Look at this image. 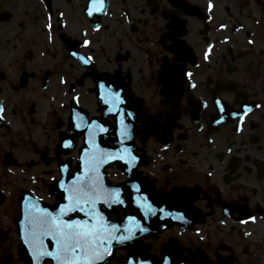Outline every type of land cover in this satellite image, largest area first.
Listing matches in <instances>:
<instances>
[{
  "label": "flooded vegetation",
  "instance_id": "1",
  "mask_svg": "<svg viewBox=\"0 0 264 264\" xmlns=\"http://www.w3.org/2000/svg\"><path fill=\"white\" fill-rule=\"evenodd\" d=\"M0 106V264L94 150L108 264H264V0H0Z\"/></svg>",
  "mask_w": 264,
  "mask_h": 264
},
{
  "label": "snow or ice",
  "instance_id": "2",
  "mask_svg": "<svg viewBox=\"0 0 264 264\" xmlns=\"http://www.w3.org/2000/svg\"><path fill=\"white\" fill-rule=\"evenodd\" d=\"M115 99L118 100L119 97L116 96ZM0 111H3L2 106ZM122 135H128L127 127L122 131ZM103 156V152L96 150L89 155L85 175L77 177L76 183L69 189L68 204L62 205L58 213L53 214L35 205L28 210V226L24 240L32 249L35 264H41L45 257H52L56 264H97L104 259L110 242V228L115 230L116 226H109L102 216L98 217L95 214L96 199L106 194L113 203L122 204L123 201L119 199L118 193H105L99 184V177L94 175ZM86 207L85 214L89 219H64L69 213L85 212ZM147 210L151 211L150 205H147ZM45 237L55 243L54 251L47 250L44 244ZM128 238L130 237H122V239Z\"/></svg>",
  "mask_w": 264,
  "mask_h": 264
},
{
  "label": "water",
  "instance_id": "3",
  "mask_svg": "<svg viewBox=\"0 0 264 264\" xmlns=\"http://www.w3.org/2000/svg\"><path fill=\"white\" fill-rule=\"evenodd\" d=\"M26 217H27V213H25V211H22V219L24 220V219H26ZM113 234H114V232H111V236H113ZM135 235H136L135 232L133 231V229H131V223L130 222L122 224L121 231L119 233L116 232V238L118 240V243H119V239H120L121 243H123V244L128 243L131 240H134L135 237L139 234H137L136 236ZM122 237H130V238L122 239ZM54 250L55 249H52L51 251H54ZM48 251H50V250H48ZM111 256H112V249L109 251L107 250V253L105 254L104 259L101 261H98L97 264H108ZM54 264H56L55 260H54Z\"/></svg>",
  "mask_w": 264,
  "mask_h": 264
},
{
  "label": "bare ground",
  "instance_id": "4",
  "mask_svg": "<svg viewBox=\"0 0 264 264\" xmlns=\"http://www.w3.org/2000/svg\"><path fill=\"white\" fill-rule=\"evenodd\" d=\"M120 238V237H119Z\"/></svg>",
  "mask_w": 264,
  "mask_h": 264
}]
</instances>
